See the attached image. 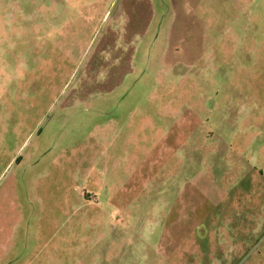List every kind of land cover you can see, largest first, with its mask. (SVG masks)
<instances>
[{"label":"rangeland","instance_id":"obj_1","mask_svg":"<svg viewBox=\"0 0 264 264\" xmlns=\"http://www.w3.org/2000/svg\"><path fill=\"white\" fill-rule=\"evenodd\" d=\"M0 264H264V0H0Z\"/></svg>","mask_w":264,"mask_h":264}]
</instances>
